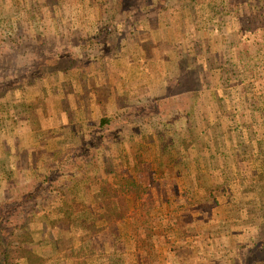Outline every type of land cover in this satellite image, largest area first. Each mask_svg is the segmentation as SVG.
<instances>
[{
    "label": "rangeland",
    "instance_id": "rangeland-1",
    "mask_svg": "<svg viewBox=\"0 0 264 264\" xmlns=\"http://www.w3.org/2000/svg\"><path fill=\"white\" fill-rule=\"evenodd\" d=\"M133 176L228 192L153 259L110 225ZM263 184L264 0H0V264H251Z\"/></svg>",
    "mask_w": 264,
    "mask_h": 264
},
{
    "label": "trees",
    "instance_id": "trees-1",
    "mask_svg": "<svg viewBox=\"0 0 264 264\" xmlns=\"http://www.w3.org/2000/svg\"><path fill=\"white\" fill-rule=\"evenodd\" d=\"M138 166H139V164H138ZM183 167H186V166L183 165ZM186 173L188 175V174H190V171L187 169ZM214 184H215L216 188H214ZM224 185L225 184H223V182L221 183V181L215 182V183H209V184L198 183L197 187H198V189H200V191H202V193L204 194V198L206 200L204 205L201 206V204L198 201L195 202L193 195L189 194L190 191H188V189H187L183 193V197L185 198V201H183L181 204H178L176 206V208L172 209V212H174V214L180 213V212H182L184 214H188L189 211L191 213L192 209L199 208L202 210L203 208H205L207 206V204H208V203H206L207 201L208 202L211 201V203L209 202L210 206H213L215 208L218 205V199L220 197H223L228 192V189L226 187L227 185H225V186ZM162 186H164V185L160 186L161 190L163 189ZM220 186H224V187H220ZM113 187L117 188L116 191H117V193L121 194L120 195L121 198H118V196H117L118 199L116 198L117 200L112 202V203L115 202L114 204L116 205V207H118V208H116V210L119 212V214H117V212L113 213L114 219H113V222L110 223L111 228L115 227L118 224L124 223V215L122 214V212L126 213V204L124 202V201L128 200V198H126V197H128V196H129V198L131 197V199L134 200V202H141V201H145V200L151 201L156 196L155 193L153 192V190L151 189V187L144 186V185L138 183L135 180V178H133V177L122 178ZM189 187H190V189L193 188L191 186H189ZM261 191L264 192L263 189ZM261 191L257 192L256 194L257 195L260 194ZM162 196H164V195L161 194L159 200H161ZM260 197H262L261 194H260ZM169 202H170V200H168L166 198L164 200V202H162V201L160 202V205L162 206L163 204H166V203L170 204ZM104 204H106V206L112 205L111 201H108V200L104 201ZM134 209H136V208H134ZM235 210H236V205H234V209L232 211H235ZM181 216L182 215L174 216V215L167 213L165 215V217H163L162 228L160 229L159 232L160 233H167L169 230H171L172 227L186 226L187 223L186 224L183 223L184 218H183V216L182 217ZM98 218L102 219L101 222L107 221L106 220L107 217H105V215H100V216H98ZM94 228H96V227H94ZM134 229H132V231H134V235L136 236V243L141 245L143 243L145 236H146L145 232L143 231V229H140V228H134ZM3 237L4 236L0 237V243H2ZM263 237H264V233H263ZM6 246L4 247V251H3V258H4L5 262L8 261L7 256L9 254V252L7 251L8 246L7 247ZM140 247L142 248V246H140ZM257 248H259L257 250V255L255 254V258L252 260L251 264H264V241H263L262 245L257 246ZM260 251H262V252H260ZM145 255H147V253Z\"/></svg>",
    "mask_w": 264,
    "mask_h": 264
},
{
    "label": "crops",
    "instance_id": "crops-1",
    "mask_svg": "<svg viewBox=\"0 0 264 264\" xmlns=\"http://www.w3.org/2000/svg\"><path fill=\"white\" fill-rule=\"evenodd\" d=\"M147 173L150 174V172H148V171H147ZM133 178H135V177L133 176ZM135 180L138 183H140V184H142L144 186H149V187L152 186L153 182H154V179H152V178H151V180H153V181H151V182L149 181V183L141 182L138 179H135ZM91 194H92V192H91ZM155 194L157 195V191H155ZM94 198H95V196H94ZM126 198L131 199V197L129 198V196L126 197ZM167 199L170 200V202H169L170 204L166 203V204H163L161 206L158 202H153L152 206L146 207V203H142L141 204L142 208H139V209H137V206L139 205V204H137L138 202H134V200L131 199V201L133 202L132 203V207L130 209L131 213L126 218H124V223L123 224H118L117 226L121 228V226L125 225L126 223H128V222H130L132 220L135 221V219L131 218V217H134L138 213H141L142 216H143V223H141V224H143L142 227H143V231L145 232L146 236H145V238L143 240V243L141 245L136 243V236L134 235V233L132 234V235H134V236H132V239H130L129 236H128V240H126V243L124 242L125 243V245H124L125 248H123L124 249V251H123L124 253H127V252L129 253V252L133 251V248H134V250L138 249L139 253H141V255H143V254H146L148 252V251H146V249H149V250L152 251V253L151 254L147 253V254L151 258L153 256V250H154L153 248L158 247V246H159L158 247V249H159L158 252L161 253L160 245H161V238L162 237H161L159 231L162 228L163 217H165V215L167 213L170 214L172 209L176 208V206L178 204H181L183 201H185V198L183 197V195H179V199L176 200L177 203L175 201H172V199H170L169 197ZM141 202H143V201H141ZM166 206H167V209H166ZM134 208H136V209H134ZM168 208H170L171 210H168ZM134 210H136V211H134ZM132 211H134L135 213H133ZM117 214H119L118 211H117ZM134 221H132V222H134ZM134 228H139V225L132 226V229H134ZM107 229H108V227H106L105 230H107ZM152 241L155 242V244H154L153 247H150V246H152L151 245ZM140 246H142V248ZM126 248H128V249H126ZM154 257H156L155 254L153 256V259H154ZM153 259H152V261H153Z\"/></svg>",
    "mask_w": 264,
    "mask_h": 264
}]
</instances>
